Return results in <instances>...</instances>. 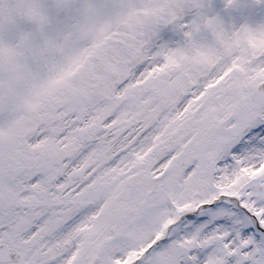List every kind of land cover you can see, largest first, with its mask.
I'll return each mask as SVG.
<instances>
[{
	"label": "snow or ice",
	"instance_id": "snow-or-ice-1",
	"mask_svg": "<svg viewBox=\"0 0 264 264\" xmlns=\"http://www.w3.org/2000/svg\"><path fill=\"white\" fill-rule=\"evenodd\" d=\"M210 12L0 0V264H264V22Z\"/></svg>",
	"mask_w": 264,
	"mask_h": 264
},
{
	"label": "flooded vegetation",
	"instance_id": "flooded-vegetation-1",
	"mask_svg": "<svg viewBox=\"0 0 264 264\" xmlns=\"http://www.w3.org/2000/svg\"><path fill=\"white\" fill-rule=\"evenodd\" d=\"M210 15H218L226 28H239L248 23L256 25L264 22V6L250 5L247 14H242L237 8L225 9L224 0H211Z\"/></svg>",
	"mask_w": 264,
	"mask_h": 264
},
{
	"label": "water",
	"instance_id": "water-1",
	"mask_svg": "<svg viewBox=\"0 0 264 264\" xmlns=\"http://www.w3.org/2000/svg\"><path fill=\"white\" fill-rule=\"evenodd\" d=\"M239 2V1H238ZM240 5V4H239ZM240 7V6H239Z\"/></svg>",
	"mask_w": 264,
	"mask_h": 264
}]
</instances>
